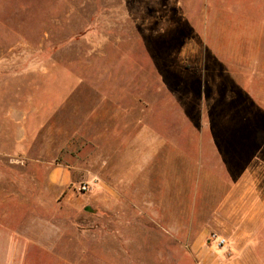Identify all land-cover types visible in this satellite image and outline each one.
<instances>
[{
  "label": "rangeland",
  "instance_id": "374dc122",
  "mask_svg": "<svg viewBox=\"0 0 264 264\" xmlns=\"http://www.w3.org/2000/svg\"><path fill=\"white\" fill-rule=\"evenodd\" d=\"M248 11L239 0H0V264H113L112 238L75 232L94 235L101 219L110 232L131 213L167 236L136 233L145 264H195L201 230L224 236L237 264H264V40L263 63L241 64L261 20ZM101 180L121 187L123 210Z\"/></svg>",
  "mask_w": 264,
  "mask_h": 264
},
{
  "label": "crops",
  "instance_id": "0c3cea01",
  "mask_svg": "<svg viewBox=\"0 0 264 264\" xmlns=\"http://www.w3.org/2000/svg\"><path fill=\"white\" fill-rule=\"evenodd\" d=\"M239 2L242 5V8L245 3L249 7L248 12H250L251 14L253 13L254 15L257 14V16L259 14L260 15L259 17H261V20H259L258 18L255 25L251 29V32H252L251 35L246 36L244 38L245 44L242 43V45H240L239 47V51L241 52L240 53L241 64L247 65V66H251V65L259 66L260 64L263 63L262 62L263 58L260 57L261 56L260 53L263 50V40H264V0H239ZM210 4H211V9L214 14L213 16H215L217 12V7L216 5H214V3L212 4V2ZM241 15L242 16L244 15L243 9H242ZM253 42H255L254 49H253V44H252ZM251 50H255L254 54L253 52H250ZM226 51L230 52L232 51V48L231 49L225 48L222 51L220 50L219 57L223 55L224 57L223 56L222 57L225 58ZM242 52L244 53L242 54ZM230 59H232V52H230ZM129 171L130 172H126V175L123 174L124 175L123 177L125 180L121 182L120 184L125 185L126 182L132 179L133 177L132 175L134 174L135 170L133 171L132 169H129ZM4 188H5V185L0 183V195L7 193V190ZM98 188H101V193L107 194L109 192L110 194H112L113 200L117 199L114 197V195L122 191L120 189L121 187L119 188V187H116L115 185H113L111 189L105 188V185L102 180ZM12 189L14 190V188ZM11 191H8V192H11ZM100 199L102 200V202H105L104 201L105 198L101 197ZM116 202L117 201L115 200V202L111 204H113L114 207H116L117 209L123 210L122 208H119L120 203L117 204ZM124 205H127L128 209L130 208L137 209L136 205H134L133 203H126ZM114 207H112L111 209H114ZM111 220H112V223H111L110 232H107V233L104 232L105 228L103 226H106L107 220L101 219L97 221V227H96L94 235L86 236V235H81L83 233L75 232L76 233L75 238L77 240L90 239V240H95L96 242H99V241L101 242L104 238H112L113 245L115 247V255L113 259V264H118L116 263L117 260H121L125 264H145L141 260L133 258V243L136 239V233L139 232V233H142L143 235H148V234L154 233V231L160 232L161 230L162 232V229L158 228L159 227L158 224L153 222L151 219H148V218L137 219V217H134L132 213L129 218L117 217ZM59 225L60 223L54 224L51 230L57 231L58 230L57 228ZM65 225L71 228L70 223H65ZM153 226L155 228H152ZM128 227L130 229V232L125 231V229ZM71 230L73 229L71 228ZM208 232L209 231L201 230L200 233L197 234V236H195L191 242L190 253L192 254V257L194 258L195 264H237L236 260L228 259L225 257L226 255L224 253V246L221 248H212L207 245L206 235ZM162 235L166 236V234L163 232H162ZM83 236H86V237H83ZM4 253H7L6 250L0 247V258L3 257L2 255H4ZM164 254L168 256L170 252H168L165 249Z\"/></svg>",
  "mask_w": 264,
  "mask_h": 264
},
{
  "label": "built area",
  "instance_id": "2783aa9c",
  "mask_svg": "<svg viewBox=\"0 0 264 264\" xmlns=\"http://www.w3.org/2000/svg\"><path fill=\"white\" fill-rule=\"evenodd\" d=\"M206 243L209 247L221 248V247L225 246L226 239L224 236H222L216 232H209L206 235Z\"/></svg>",
  "mask_w": 264,
  "mask_h": 264
}]
</instances>
